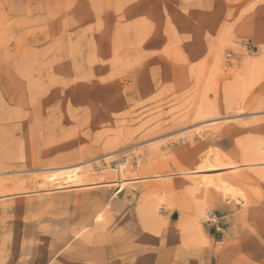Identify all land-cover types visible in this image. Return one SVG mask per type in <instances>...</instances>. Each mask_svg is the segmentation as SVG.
Returning a JSON list of instances; mask_svg holds the SVG:
<instances>
[{
  "label": "rangeland",
  "instance_id": "rangeland-1",
  "mask_svg": "<svg viewBox=\"0 0 264 264\" xmlns=\"http://www.w3.org/2000/svg\"><path fill=\"white\" fill-rule=\"evenodd\" d=\"M0 264H264V0H0Z\"/></svg>",
  "mask_w": 264,
  "mask_h": 264
},
{
  "label": "bare ground",
  "instance_id": "bare-ground-1",
  "mask_svg": "<svg viewBox=\"0 0 264 264\" xmlns=\"http://www.w3.org/2000/svg\"><path fill=\"white\" fill-rule=\"evenodd\" d=\"M127 163H128L127 161L124 162V164H127ZM83 174L84 173L82 171L70 169V170L64 171L63 173H59L57 175L56 174L51 175L48 179L50 182H58L57 187H59V188H63L65 185L66 186L73 185L75 187V186H82L85 184V181L82 179ZM122 175H123V173H122ZM2 195H4V194H2ZM85 220L86 221L91 220V216L89 215V216L85 217Z\"/></svg>",
  "mask_w": 264,
  "mask_h": 264
}]
</instances>
